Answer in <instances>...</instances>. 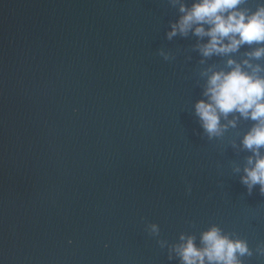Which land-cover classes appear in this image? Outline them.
Listing matches in <instances>:
<instances>
[{
	"label": "water",
	"instance_id": "95a60500",
	"mask_svg": "<svg viewBox=\"0 0 264 264\" xmlns=\"http://www.w3.org/2000/svg\"><path fill=\"white\" fill-rule=\"evenodd\" d=\"M180 2L0 0V264H184L181 236L213 225L264 264L255 122L210 135L195 108L229 58L264 75L261 45L203 56L207 37H169Z\"/></svg>",
	"mask_w": 264,
	"mask_h": 264
},
{
	"label": "clouds",
	"instance_id": "9594fccd",
	"mask_svg": "<svg viewBox=\"0 0 264 264\" xmlns=\"http://www.w3.org/2000/svg\"><path fill=\"white\" fill-rule=\"evenodd\" d=\"M244 0H191L180 2L181 15L173 22L169 37L177 32H193L198 37H207L201 46L203 56L235 52L243 44L261 45L249 55L256 58L264 55V0L254 11L242 9ZM229 70H214L208 76L205 95L207 100L197 102L196 113L204 129L211 135L220 131V117L239 113L255 123L242 139L245 148L253 156L248 157L241 177L251 188L259 185L264 191V75L259 67L252 71L249 62L243 65L232 58L227 60ZM247 66V67H246ZM233 125L235 121H230ZM176 252L184 264H242L240 256L249 252L247 242L232 239L213 225L204 231L198 246L192 236H181Z\"/></svg>",
	"mask_w": 264,
	"mask_h": 264
}]
</instances>
